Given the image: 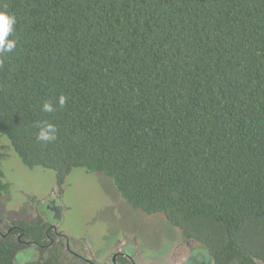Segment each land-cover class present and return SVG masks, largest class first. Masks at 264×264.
Returning a JSON list of instances; mask_svg holds the SVG:
<instances>
[{
  "label": "trees",
  "instance_id": "trees-1",
  "mask_svg": "<svg viewBox=\"0 0 264 264\" xmlns=\"http://www.w3.org/2000/svg\"><path fill=\"white\" fill-rule=\"evenodd\" d=\"M0 10L16 18V47L0 56V136L27 166L56 171L60 185L74 168L103 173L212 264H264V0H0ZM48 100L53 113L41 111ZM44 120L54 142L36 139ZM8 192L0 179V198ZM51 228L14 221L0 231V264L29 248L32 264H78Z\"/></svg>",
  "mask_w": 264,
  "mask_h": 264
},
{
  "label": "rangeland",
  "instance_id": "rangeland-1",
  "mask_svg": "<svg viewBox=\"0 0 264 264\" xmlns=\"http://www.w3.org/2000/svg\"><path fill=\"white\" fill-rule=\"evenodd\" d=\"M1 172L9 192L0 198V231L17 220L44 219L66 236L74 253L97 264H113L127 241L134 264H188L194 251L202 252L164 216L133 208L103 173L74 168L60 185L56 171L27 166L6 136H0ZM54 239L63 242L59 235ZM88 259L76 257L78 264H92Z\"/></svg>",
  "mask_w": 264,
  "mask_h": 264
},
{
  "label": "clouds",
  "instance_id": "clouds-1",
  "mask_svg": "<svg viewBox=\"0 0 264 264\" xmlns=\"http://www.w3.org/2000/svg\"><path fill=\"white\" fill-rule=\"evenodd\" d=\"M16 23V18L14 15L9 14L6 11L0 10V56L4 53H9L16 47V40L8 39L9 35L14 30V25ZM0 59V63H2ZM67 97L65 95H60L57 104L60 108L66 105ZM57 110L56 106L51 100L45 101L42 104L41 111L44 113H53ZM36 127L38 132L36 134V139L42 143H51L57 139V127L49 121H40ZM35 252L34 249L29 248L26 251H20L16 254L15 262L16 264H32Z\"/></svg>",
  "mask_w": 264,
  "mask_h": 264
},
{
  "label": "flooded vegetation",
  "instance_id": "flooded-vegetation-1",
  "mask_svg": "<svg viewBox=\"0 0 264 264\" xmlns=\"http://www.w3.org/2000/svg\"><path fill=\"white\" fill-rule=\"evenodd\" d=\"M53 203V202H52ZM55 203V202H54ZM56 208H54V210H55ZM57 210V209H56ZM50 225H51V230H52V232H53V236H51V240H52V243L55 241V239H54V235H59L60 236V239L63 241V243L65 244V247H66V249L67 250H69L71 253H72V255L73 256H76V257H78V259H81L82 261H86L87 262V259H88V257H84L83 258V256L82 255H80V254H76V253H74L70 248H69V246L67 245V239H66V236H64V235H61L59 232H58V229H57V227L53 224V223H50ZM13 227H17V225H15V226H13ZM10 232H11V230L10 229H8ZM1 233V232H0ZM21 234L19 235V238H21ZM130 246H132V243L130 242V241H127V242H124V243H122V247H123V249H122V251L120 252V253H115L113 256H112V259H111V261H112V263L113 264H116L117 263V261L118 260H120V257H126V258H128L129 260H131V264H134V262H133V260H132V257H133V253H134V251L131 253V250L129 249V248H131ZM195 252V253H194ZM193 253H192V255H191V257H190V259H189V261H188V264H212V262H209V259H208V256H206L204 253H202V252H199V251H194ZM115 256V257H114ZM90 259V258H89ZM88 259V260H89ZM90 261V263H92V264H97L96 263V261H93V259H90L89 260ZM210 261H211V259H210Z\"/></svg>",
  "mask_w": 264,
  "mask_h": 264
},
{
  "label": "water",
  "instance_id": "water-1",
  "mask_svg": "<svg viewBox=\"0 0 264 264\" xmlns=\"http://www.w3.org/2000/svg\"><path fill=\"white\" fill-rule=\"evenodd\" d=\"M209 262H211V261H209Z\"/></svg>",
  "mask_w": 264,
  "mask_h": 264
}]
</instances>
